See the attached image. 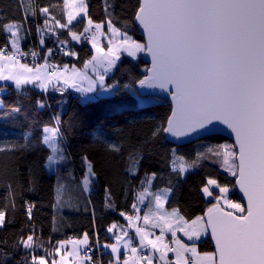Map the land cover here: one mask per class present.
Listing matches in <instances>:
<instances>
[{
	"label": "snow or ice",
	"instance_id": "6c2138e0",
	"mask_svg": "<svg viewBox=\"0 0 264 264\" xmlns=\"http://www.w3.org/2000/svg\"><path fill=\"white\" fill-rule=\"evenodd\" d=\"M50 7H60L61 17L66 16L67 22L62 23L61 19L51 15ZM107 7L106 4V11ZM37 11L46 17L51 16L61 29L67 28L76 41L94 27L92 35L85 38L92 43L95 54L85 61L84 68L91 65L95 78L75 66H72L71 75H67L68 65H64L63 72L56 71L55 66L49 72L47 62L35 68L21 63L18 56L23 53L19 51L17 33L23 24L11 22L0 25V29L10 34L11 41V48L7 44L0 47V81H12L17 89L32 84L46 91L53 80H62L66 88L81 93V100L88 103L92 98L87 94L97 91L110 93L116 89L115 84L105 83V76L116 66L121 51L127 52L130 57L146 52L152 58V66L147 70L150 74L140 79L138 84L170 91L174 101L163 132L176 137L187 136L211 131L213 128L210 126L219 122L235 137L232 145L207 147L206 152L197 154V160L206 159L209 155L220 158L221 166L235 178L232 187L239 186L246 198V206L230 199V187L214 178H208L200 189L205 197L214 202L203 215L194 219L185 218L178 208L171 211L165 208L171 188L152 192V199L147 202V210L142 217L120 213L129 222V227H135L139 250L133 243V237L125 231L122 236H116V244L104 245L113 253L107 264H154L157 252L164 264H264V0H137L133 19L142 26L146 41L133 40L126 31L115 27L109 17L106 23L112 35L106 47L96 42L97 33L107 35L102 32L103 22L96 23L88 16L85 0H62V5L32 7L30 14L35 15ZM81 18L87 20V26L78 34L69 25H73L74 21L80 23ZM44 23L47 25L49 20L45 18ZM51 52L52 49H49V55ZM98 68L103 72L97 71ZM83 81H87V87L81 86ZM57 90L63 95V90ZM38 104L44 107L43 103ZM59 119L56 117L55 126L45 125L41 129L40 143L51 153L46 157L48 167L67 159L62 147ZM160 130L153 131V136ZM24 140H29L28 134ZM27 146V143L4 144L0 146V153ZM108 147L114 152L120 151L117 144L109 143ZM82 159L88 168L85 174L87 184L90 183L88 177L95 173L87 156ZM196 163L188 164L184 157L173 161L181 173L196 166ZM154 177L153 173L141 183L151 185ZM8 187L11 189L10 184ZM147 195L149 188L144 187L136 199L144 203ZM225 205L235 211H227ZM132 207L140 212L135 203ZM28 213L31 216V207ZM141 219L145 226L151 224V227L159 228L160 234L150 238L154 234L147 227L136 224ZM5 223V212L0 211V227ZM117 227L113 223L107 231L112 233ZM209 228L216 245V251L212 253H199L195 243L190 246L176 238L180 231L189 240H198ZM165 232L171 234L175 248L164 242ZM123 237H128L124 247L130 249L131 255H125L121 260L118 244ZM87 242L88 235L85 233L82 240L69 238L57 241V246L49 252L33 232L26 238L22 237L19 243L30 250V259L25 257L24 264H104L103 260L93 259L87 252L81 257L79 245ZM68 244L72 245L71 251L66 250ZM148 248H151V254L143 251ZM37 249H43L45 254L31 255ZM188 251L194 258L184 256ZM168 252L176 253L174 262L167 260Z\"/></svg>",
	"mask_w": 264,
	"mask_h": 264
},
{
	"label": "trees",
	"instance_id": "16d2710c",
	"mask_svg": "<svg viewBox=\"0 0 264 264\" xmlns=\"http://www.w3.org/2000/svg\"><path fill=\"white\" fill-rule=\"evenodd\" d=\"M85 3L88 16L94 22L106 25L110 17L115 27L143 43L133 19L137 0H85ZM49 5H62V0H0V25L21 22L23 28L17 33L18 46L38 52L39 62H44L49 49L67 41L64 52L48 56L47 60L61 67H80L92 55L89 40L84 37L73 40L68 29L58 27L51 16L46 17L38 11L30 14L32 7ZM49 12L62 23L67 22L66 16L61 17L60 7H50ZM45 18L49 20L47 25ZM85 26L86 19L81 18L80 23L75 22L69 28L79 34ZM5 44L11 48L10 35L0 29V47ZM141 55L133 58L122 54L105 81L115 84L116 89L111 95L88 103L60 84H53L45 91L31 84L17 89L11 83L0 82V89H4L0 93V146L28 144L22 149L0 153V211L5 212L6 221L0 227V264H24L25 257L30 259V250L24 249L19 242L33 232L49 252L57 246V241L79 239L87 233V245L92 248L90 255L107 264L112 256L104 251L102 243L113 242L116 237V231L109 233L108 227L113 223L118 227L127 226V220L120 213L132 215L135 212L132 205H138L136 197L147 185L141 181L153 173L151 193L171 188L165 208H178L187 219L203 215L214 202L206 200L200 191L208 178L227 184L231 189L230 199L240 202L232 187L234 177L221 169L220 158L209 155L197 160L198 153L227 139L211 135L182 146L165 141L162 128L171 105L160 99L148 104L139 102L138 96H147L141 93L138 84L148 67ZM57 89L63 90V95ZM16 108L19 111H14ZM56 117L60 118L62 147L67 159L50 173L46 157L51 153L40 143V138L45 125L57 124ZM158 128L161 130L153 136ZM26 134L29 135L27 142L24 140ZM109 143L117 144L120 151L109 149ZM177 154L188 164L197 161L196 166L185 174L178 167L174 169L173 159ZM84 156L95 173L88 177V191L83 186L88 172ZM196 246L200 253L213 252L208 236ZM37 253L45 254L43 249H37L31 255Z\"/></svg>",
	"mask_w": 264,
	"mask_h": 264
},
{
	"label": "rangeland",
	"instance_id": "374dc122",
	"mask_svg": "<svg viewBox=\"0 0 264 264\" xmlns=\"http://www.w3.org/2000/svg\"><path fill=\"white\" fill-rule=\"evenodd\" d=\"M66 21H67V19H66ZM75 22H76V21H74L73 24H74ZM86 26H87V20H86ZM86 26H85V27H86ZM105 26H107V24H106V25L103 24L102 32H106L107 35H101L100 33H97V35H96V42L99 43L100 46H102V47H106V46L108 45L109 37H111V35H112L111 32H109L108 29L105 28ZM92 31H95V29H93ZM117 39H119V38L117 37ZM88 44H89V46H90V48H91V50H92V55H94V54H95V49L92 47V43H90V42L88 41ZM19 49H20V48H19ZM21 49H22V48H21ZM12 50H13V49H12ZM122 54H127V52L121 51V52L119 53L120 57H121ZM141 54H143V52H138V53L135 55V57H133V58H137V57H139ZM92 55H91L89 58H87L85 61L90 60L91 57H92ZM127 55H128V54H127ZM85 61H84V63H83L80 67L75 66V68H76L77 70H80V71H86L90 77L95 78V73L93 72V70H92V66H91V65H89V67H88L87 69L84 68ZM20 62H21V63L28 64L29 67H33V68H35V67H37V66H42V63L45 64V62H37L36 64H34V63H30V62H28V61H24V60H20ZM117 62H118V61H116V63H117ZM30 65H31V66H30ZM48 66H49V65H48ZM51 69H52L51 66H49L48 69H47V71L51 72ZM113 69H114V68H113ZM113 69H112V70H113ZM55 70L58 71V72H63L64 67H61V70L58 69V68H56ZM112 70L109 71V72L106 74V76H105V81H106V77H107L108 75L111 74ZM52 71H53V70H52ZM71 71H72V66H69V70H68L67 75H71ZM97 71L103 72V69L98 68ZM0 82H1V83H2V82H8V83H11V84H13V85L15 86V84H14L12 81H0ZM77 83H78V84H81L80 81H77ZM52 84H60V85H62V86H64V87H66V86L63 84V81H62V80H60V81H55V80H53ZM52 84H49L48 87L51 86ZM31 85H32V84H31ZM81 86H83V87H87V86H88L87 81H83ZM70 89H71V88H70ZM71 90H73V91H74L76 94H78V95L80 96V98H81V96H82L81 93L77 92L75 89H71ZM1 92H4V89H0V93H1ZM112 93H113V91L110 92V93H101V92L97 91L96 93H90V94H87V95H88L89 97L92 98L91 100H93V99H96V98H99V97L109 96V95H111ZM137 98H138V100H139V102H140L141 104H148V103H151V102L156 101V99H157V98L152 97V96H138ZM82 101H83V100H82ZM0 106H1V100H0ZM221 144L232 145L230 141H225V142H222V143L217 144V145H221ZM215 146H216V145H215ZM177 157H183V156L180 155V154H177V156L174 157L173 160H176ZM184 161L187 162V161L185 160V158H184ZM179 163H180V161L177 160V164H179ZM47 164H48V162H47ZM47 164H46V168H47L48 172L52 173V172L56 171V165H53V166H51V167H48ZM173 168L175 169V168H176V165L173 164ZM191 168L193 169V167H189L187 170H189V169H191ZM221 169H222V170H225V168H223L222 166H221ZM187 170H186L185 172H182V173L185 174V173L187 172ZM225 171H226V170H225ZM229 174H230V173H229ZM152 181H153V179H152ZM151 185H152V182H151ZM83 186H84L85 191H88L89 188H90L89 183L86 184L85 179L83 180ZM146 187H147V185H146ZM230 192H231V191H230ZM150 193H151V191H150ZM149 195H151V194H149ZM167 195H168V198H169L170 193H168ZM229 195H230V193H229ZM203 196H204V195H203ZM204 197H205V196H204ZM229 198H230V197H229ZM205 199L208 200V201H211L210 198L205 197ZM233 201H234V200H233ZM235 202H237V201H235ZM238 203H240V202H238ZM137 204H138L137 206H138L139 208H141V206L139 205V201H138V200H137ZM224 207H225V209L228 210V211H235V210H232V209L227 208V205H225ZM128 224H129V222H128ZM125 229H126V227H117V229H116V235H117V234H119V236L123 235V232H125ZM167 233H168V232H167ZM170 235H171V234H170ZM165 236H166V234H165ZM177 236H181V237L184 238L185 240L190 241V240L188 239V237L184 235L183 232L178 231V232H177ZM206 236H207V232H206V233H203V234L200 236V238H202V237L204 238V237H206ZM200 238L198 239V241L201 240ZM203 238H202V239H203ZM125 239H126V238H125ZM127 239H128V238H127ZM121 241H122V240H121ZM116 243H117V241H116V242H111V243H110V242L102 243V247H103L106 251L110 252L111 255H112V257H113V253L111 252V249H110V248H106V247H104V245H111V244H116ZM124 244H125L124 242H119V244H118V247H119V249H120V256H121V252H124V253H126V252H130V249L125 248V247H124ZM167 244H168V243H167ZM87 248H89L88 245L85 246V247L82 249V253H83V255L85 254V249H87ZM91 249H92V248H91ZM138 250H139V249H138ZM80 251H81V250H80ZM143 251H144V250H143ZM130 253H131V252H130ZM148 253H149V252H148ZM149 254H150V253H149ZM98 256H99V255H98ZM124 256H125V255H124ZM58 258H59V257H58ZM96 260H98V259L96 258ZM121 260H122V259H121ZM167 260L174 262V261L176 260V253H175V252H168V253H167ZM163 264H164V262H163Z\"/></svg>",
	"mask_w": 264,
	"mask_h": 264
},
{
	"label": "water",
	"instance_id": "95a60500",
	"mask_svg": "<svg viewBox=\"0 0 264 264\" xmlns=\"http://www.w3.org/2000/svg\"><path fill=\"white\" fill-rule=\"evenodd\" d=\"M134 24L136 26V29H137L139 35L142 37L143 43H144L146 41V36H145V33H144L142 26H140L139 23L136 22L135 20H134ZM141 60L148 65L147 70L151 68L152 58L148 53L143 52V54L141 55ZM147 70H146L145 76L150 74ZM169 89L171 91H174L172 86H169ZM140 90H141V93L144 95L152 96V97H155V98L160 99V100L168 101L171 105V111H170L169 116L171 115L172 108L174 107V101L172 99L170 91H165L163 89H160L159 87L149 88V87H141V86H140ZM166 126H167V120L165 123V127ZM210 127H212L213 130L208 131V132L201 131L199 133H193V134H190L187 136H180V137H176V136L171 135L170 133L163 132V136H164L165 141H167L168 143L175 145V146H182L185 144H189V143L195 142L197 140H200L204 137L211 136V135L222 136L225 139H227L228 141H230L231 144H234L235 137L233 134H231L230 130L227 129V127L225 125H223L219 122H214L213 126H210ZM234 184H235V178H234ZM234 191H235L237 197L239 198L241 204L246 206L247 200L244 197L243 193L240 191L239 186L234 187ZM207 236L210 240L213 252H215L216 251L215 240L212 238L210 228L207 230Z\"/></svg>",
	"mask_w": 264,
	"mask_h": 264
},
{
	"label": "crops",
	"instance_id": "0c3cea01",
	"mask_svg": "<svg viewBox=\"0 0 264 264\" xmlns=\"http://www.w3.org/2000/svg\"><path fill=\"white\" fill-rule=\"evenodd\" d=\"M66 19H67V17H66ZM9 35H10V34H9ZM18 44H19V40H18ZM42 65H44V63H42ZM30 66H31V65H30ZM52 85H53V84H52ZM147 187L149 188V194H150V191H151V185H148V184H147ZM162 189H165V188H162ZM159 190H160V189H159ZM157 191H158V190H157ZM149 196H150V195H147V196L145 197V201H144V203H140V202H139V205L141 206V208H139L138 206H137V208L140 209V212L137 213V212L135 211V212L132 214L133 217H135L136 215H140L141 217L143 216L144 212L147 210V202H148L149 200H151V199L148 198ZM150 198H151V197H150ZM168 211H171V210H168ZM136 224H138L140 227H147L148 231L154 234L152 237H150V238H152V239H154L155 236H157V235L160 234V229H159V228H153V227H151V224L145 226L144 223H143V220H142V219H141L140 221H137ZM116 229H117V228H115L113 231H116ZM125 231L129 233V236L133 237V243H134V244L138 247V249H139V237L136 236V233H135V227H129L128 221H127V226H126ZM165 234H166V236H164V242H165V243H168L171 247L175 248V247H176V244L173 242V238L171 237L170 233L165 232ZM116 236H119V234H117ZM121 236H122V235H121ZM83 238H84V237H81V238H79V239H73V240H82ZM125 238H126V239H125ZM127 238H128V237H123L122 241H120V242H124V243H125V242L127 241ZM176 238H177V239H180L184 244H187V245H190V246H191L193 243H195V247H196V250H197V252H198V249H197V246H196V243L198 242V240H194V241H193V240H190V241H188V240H185L184 238H182L181 236H176ZM202 238H203V237H202ZM202 238H200V239H202ZM116 241H117V240H116V237H115L113 242H116ZM110 243H111V242H110ZM85 246H87V244H80V245H79V251L81 250V251H80V255H81V257L84 256L83 253H82V249H83ZM103 249H104V248H103ZM66 250H67V251H71V250H72V245H71V244H68V245L66 246ZM104 251H106V250L104 249ZM144 251L149 252L150 254L152 253L151 248L144 249ZM107 252H108V251H107ZM108 253H110V252H108ZM199 253H200V252H199ZM110 254H111V253H110ZM124 255H129V256H130L131 253H130V252H126V253L121 252V259H122V260H123V258H124ZM111 256H112V255H111ZM159 256H160V253H159V252H157V253L154 254V264H163V261H161V260L159 259ZM184 256L187 257V258H194V257L192 256V253H191L190 251L185 252V253H184ZM112 258H113V257H112ZM57 259H59V258L57 257ZM68 259L71 260L72 257H68ZM77 264H78V262H77Z\"/></svg>",
	"mask_w": 264,
	"mask_h": 264
},
{
	"label": "built area",
	"instance_id": "2783aa9c",
	"mask_svg": "<svg viewBox=\"0 0 264 264\" xmlns=\"http://www.w3.org/2000/svg\"><path fill=\"white\" fill-rule=\"evenodd\" d=\"M93 30V29H92ZM92 34V31H90L89 33H85L84 36L82 37H90ZM81 37V38H82ZM86 39V38H85ZM4 47V46H1ZM12 51H16L15 49H13ZM20 53H23V55H19L18 58L19 60H24V61H28L30 63H34L36 64L37 62L40 61V55L38 54V52H36L34 49L32 48H26V49H19ZM65 51V44L64 43H60L57 47L52 48V52L49 55L48 51L46 52V56L43 58L44 62H47V64L49 66H51V71L53 70V66H55V69L58 68L61 70V66L58 65H52L49 63V61L47 60L48 56H57L60 52H64ZM35 52L37 53L36 56H33L32 53ZM87 252L88 255H90L91 253V248H87L85 249V253ZM98 258V257H97ZM94 259V258H93Z\"/></svg>",
	"mask_w": 264,
	"mask_h": 264
}]
</instances>
